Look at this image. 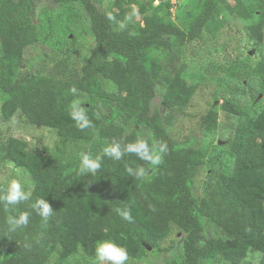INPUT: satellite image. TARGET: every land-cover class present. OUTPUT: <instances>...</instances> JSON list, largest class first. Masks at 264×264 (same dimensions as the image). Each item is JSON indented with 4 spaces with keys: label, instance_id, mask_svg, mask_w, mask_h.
<instances>
[{
    "label": "trees",
    "instance_id": "obj_1",
    "mask_svg": "<svg viewBox=\"0 0 264 264\" xmlns=\"http://www.w3.org/2000/svg\"><path fill=\"white\" fill-rule=\"evenodd\" d=\"M34 1L5 0L0 14V39L6 37L11 45L0 56V93L6 97L1 119L53 130L61 149L42 152L28 140L0 137V165L21 171L32 186L28 192L24 188L28 199L20 204L0 202V264H48L55 254L56 264H61L81 250L94 251L105 239L140 261L150 249L160 251L174 228L185 236L179 264H244L249 250L264 264V104L259 113L229 99L222 105L239 120L230 140L231 164L221 171L213 169L200 149L181 146L170 135L173 117L190 107L197 87L189 86L181 69L171 77L165 72L174 54L209 31L220 0H202L192 13L181 7L175 20L170 5L155 6L156 0H114L106 7L102 0H53L80 3L86 9L96 46L79 70L64 66L48 73L35 68L27 55L40 41L31 20ZM250 1L247 17L258 14L250 38L260 43L264 0ZM252 74L264 99V59ZM158 87L162 105L153 107ZM80 97L88 100L81 108L90 123L83 129L70 116L80 111L72 109ZM101 101L109 105L105 114L100 112ZM217 123L215 111L203 119L209 132ZM140 142L147 144L149 156L160 154L159 164L125 151ZM113 145H119V160L115 154L104 155ZM82 146L91 149H79ZM84 151L100 158L95 172L82 174L74 166L75 153ZM203 165H209L213 181L197 199L193 189ZM7 186L0 182V196ZM39 199L53 210L47 220L32 207ZM24 212L29 214L28 225L11 231L9 218ZM202 219L223 237H207Z\"/></svg>",
    "mask_w": 264,
    "mask_h": 264
},
{
    "label": "rangeland",
    "instance_id": "obj_2",
    "mask_svg": "<svg viewBox=\"0 0 264 264\" xmlns=\"http://www.w3.org/2000/svg\"><path fill=\"white\" fill-rule=\"evenodd\" d=\"M94 1L99 3V0ZM102 1L106 7L114 0ZM201 1L182 0V11L192 13ZM219 4L216 21L210 25L209 31L204 32L202 39L187 44L180 52L174 54L173 62L165 72L166 77H171L177 69H181L182 76L189 86L197 87L190 107L185 113L173 117L170 129L172 139L181 146L200 149L205 154L206 161L213 163L215 171H221L231 164L230 140L239 120L237 116L224 112L222 105L229 99L245 110L259 113L264 104L263 96L259 93L258 78L252 74L254 65L264 59V40L256 43V40L250 38L249 31L250 26L257 22L258 14L247 17V8L251 6L250 0H220ZM4 5L5 0H0V14L5 12ZM133 7L138 10L137 6ZM88 18L86 9L80 3L62 5L53 0H35L31 20L37 26L40 41L38 46L27 51L34 67L41 69L43 73L64 66L67 69L79 70L96 46ZM136 19L140 21L141 17L137 16ZM9 42L6 37L0 39V56L10 50ZM161 98L162 90L158 87L153 107L162 105ZM5 100L6 97L0 93L1 138H7L8 134H11L16 138L28 140L42 152L52 153L61 149L53 130L23 122L12 121L8 124L2 122L1 108ZM76 103L79 104L76 108H81L83 104H88V100L80 97L74 102ZM108 110L109 105L101 101L100 112L105 114ZM210 111L218 114L217 129L212 132L207 131L203 125V119ZM166 115L172 113L168 112ZM131 128L142 134H150L135 124H131ZM81 148L91 149L87 146L79 149ZM85 154L95 159L94 151L75 153L74 166L80 167L82 156ZM66 158L71 159L68 156ZM209 168V165H203L199 169L193 189L197 199L202 197L203 188L213 181L209 176ZM12 179L19 180L27 192L32 187L29 178L21 171L11 165H0V182L8 185ZM202 222L207 237H223L221 231L213 224L205 219H202ZM184 237L177 228H174L170 237L161 243L160 251L150 249L145 259L140 261L128 259L126 264H179L184 255ZM259 259L258 253L249 250L244 264H258ZM56 262L57 254L48 264ZM216 262L217 260H212L208 264ZM61 264L98 262L95 250H81L79 254Z\"/></svg>",
    "mask_w": 264,
    "mask_h": 264
},
{
    "label": "clouds",
    "instance_id": "obj_3",
    "mask_svg": "<svg viewBox=\"0 0 264 264\" xmlns=\"http://www.w3.org/2000/svg\"><path fill=\"white\" fill-rule=\"evenodd\" d=\"M112 17H109L111 19ZM123 27V25H121ZM79 104L76 103L73 105V108L78 107ZM71 118L76 122L77 126L81 129L85 127L86 124H89V120L85 119L84 111L81 108L80 111H71ZM125 151L127 153H138L147 160H151L153 165L159 164L161 162V156L158 153L153 152L150 156L147 154V144L145 142H140L136 144H129L126 146ZM115 154L117 160L120 159L121 151L119 145H113L110 149H104V155L110 156ZM101 166L100 158L92 159L90 155H83L80 165L81 173L88 171L95 172ZM129 175L132 174L131 168L128 169ZM143 170H141V174ZM28 199V193L24 190V186L19 180L12 179L5 191V193L0 196V202L4 203L9 207L16 206L21 202ZM32 207L37 211V213L47 220L51 216L53 210L50 204L45 199H39L32 205ZM127 215V213H125ZM9 226L11 231H15L19 228L26 227L29 223V214L27 212L20 213L18 216L9 218ZM95 256L98 264H126L128 261L127 251L117 245L114 241L105 239L97 242L95 247Z\"/></svg>",
    "mask_w": 264,
    "mask_h": 264
},
{
    "label": "built area",
    "instance_id": "obj_4",
    "mask_svg": "<svg viewBox=\"0 0 264 264\" xmlns=\"http://www.w3.org/2000/svg\"><path fill=\"white\" fill-rule=\"evenodd\" d=\"M161 2L162 3L165 2L170 5L169 11L172 15V18L175 20L179 9L182 7L181 5L182 0H156L154 2V5L158 6Z\"/></svg>",
    "mask_w": 264,
    "mask_h": 264
}]
</instances>
